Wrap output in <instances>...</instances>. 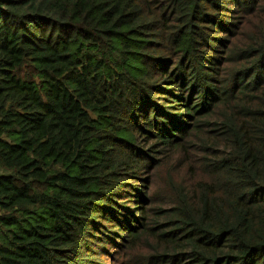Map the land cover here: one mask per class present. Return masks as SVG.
I'll return each instance as SVG.
<instances>
[{
  "label": "trees",
  "instance_id": "16d2710c",
  "mask_svg": "<svg viewBox=\"0 0 264 264\" xmlns=\"http://www.w3.org/2000/svg\"><path fill=\"white\" fill-rule=\"evenodd\" d=\"M0 264H264V0H0Z\"/></svg>",
  "mask_w": 264,
  "mask_h": 264
},
{
  "label": "rangeland",
  "instance_id": "374dc122",
  "mask_svg": "<svg viewBox=\"0 0 264 264\" xmlns=\"http://www.w3.org/2000/svg\"><path fill=\"white\" fill-rule=\"evenodd\" d=\"M181 168L177 167L176 169H173V174L176 176H179L182 174L184 168L182 167V164L180 165ZM152 175V174H151Z\"/></svg>",
  "mask_w": 264,
  "mask_h": 264
}]
</instances>
